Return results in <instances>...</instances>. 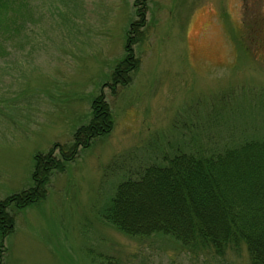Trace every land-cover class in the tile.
<instances>
[{
	"label": "rangeland",
	"instance_id": "1",
	"mask_svg": "<svg viewBox=\"0 0 264 264\" xmlns=\"http://www.w3.org/2000/svg\"><path fill=\"white\" fill-rule=\"evenodd\" d=\"M135 2L30 0L23 23L1 36L0 206L33 188L37 155L73 146L99 97L114 115L108 135L54 171L43 200L0 208L13 217L0 229L1 264L247 260L243 245L220 258L167 235L131 237L106 213L120 184L179 146L211 151L264 139V0H145L146 39L131 46L143 36L132 32L141 20ZM114 78L129 85L115 88ZM163 199L150 192L132 211L160 214Z\"/></svg>",
	"mask_w": 264,
	"mask_h": 264
},
{
	"label": "trees",
	"instance_id": "2",
	"mask_svg": "<svg viewBox=\"0 0 264 264\" xmlns=\"http://www.w3.org/2000/svg\"><path fill=\"white\" fill-rule=\"evenodd\" d=\"M29 2L0 0V38L23 23L19 22V16ZM143 2L145 0L135 2L136 9L139 5L141 19L132 26L135 35L138 31L143 32L145 27ZM263 33L258 39L260 46L264 44ZM145 39L143 32V36L134 37L130 45H140ZM127 60L128 64L132 63L131 59ZM117 85H129V80L114 78L113 86L116 88ZM99 98L92 106V125L76 131L72 147L56 146L60 156L57 157L53 149L46 155H37L33 188L7 199L0 208L23 209L43 200L54 171H64V164L79 155L80 147H87L92 139L111 132L114 115L103 102L104 97ZM161 162L164 164H159ZM140 173H145L142 179H130L119 185L106 213L107 219L119 231L131 237L167 235L190 249H211L220 258L229 250L241 253L243 245L247 260L243 259L241 264H264V139L211 151L206 148L187 150L179 146L173 157L166 153L164 158L146 166L137 175ZM150 192L165 197L163 211L157 214L142 208L141 215L134 214L133 208L138 207ZM12 218L0 215L2 231L13 226Z\"/></svg>",
	"mask_w": 264,
	"mask_h": 264
},
{
	"label": "bare ground",
	"instance_id": "3",
	"mask_svg": "<svg viewBox=\"0 0 264 264\" xmlns=\"http://www.w3.org/2000/svg\"><path fill=\"white\" fill-rule=\"evenodd\" d=\"M165 163L167 164L168 162L165 161ZM144 175H145V173H143V174L140 173L139 175H136L135 178L132 177L133 179H131V180H132V181H135V180H137V179H139V178L142 179V178L144 177Z\"/></svg>",
	"mask_w": 264,
	"mask_h": 264
}]
</instances>
